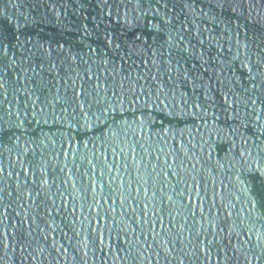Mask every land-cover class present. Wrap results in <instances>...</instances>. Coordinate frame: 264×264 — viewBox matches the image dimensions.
Masks as SVG:
<instances>
[{
	"label": "water",
	"instance_id": "95a60500",
	"mask_svg": "<svg viewBox=\"0 0 264 264\" xmlns=\"http://www.w3.org/2000/svg\"><path fill=\"white\" fill-rule=\"evenodd\" d=\"M0 35V264H246L264 0H0Z\"/></svg>",
	"mask_w": 264,
	"mask_h": 264
},
{
	"label": "snow or ice",
	"instance_id": "6c2138e0",
	"mask_svg": "<svg viewBox=\"0 0 264 264\" xmlns=\"http://www.w3.org/2000/svg\"><path fill=\"white\" fill-rule=\"evenodd\" d=\"M171 21H161V24L167 25L170 24ZM163 31V29H160ZM181 40L184 38L181 37ZM0 40H2V35H0ZM169 40L171 41V37H169ZM109 42H111L109 38ZM117 48L120 47L119 44L115 45ZM261 64H264V61L260 62ZM249 77H250V83L252 85L251 89L245 88L244 91L248 93L251 92V97H249V103L255 105L257 102L260 104H264V72L260 71L259 66H257L256 73L253 74L252 69H249ZM255 97V98H252ZM3 170L0 169V172ZM244 194L247 200V203L249 204L248 209V218L252 220L253 223L260 222L264 223V183H262L260 186H258L255 190L249 189L247 185L244 186ZM4 189L0 188V201L4 198ZM11 195V193H9ZM17 195H20V193H17ZM31 196V193L28 194ZM39 195V193H37ZM191 200V197L189 198ZM223 230V229H222ZM249 233L252 232V229L248 230ZM232 233L229 234L228 239V245L231 247L232 245ZM237 236L239 234H236ZM256 243L253 245L252 248L247 249L246 251H243L242 254L244 256V260L246 264H251V261L248 259L249 253H251L252 260H255L257 264H264V234H256L255 236ZM252 242V235L249 234L248 240L244 241L245 244H250ZM171 243L170 240H165L161 247H163L164 244ZM211 243V241H209ZM243 245H241V248ZM259 249V251H257ZM174 249H165V251L171 252ZM240 249H236V251H239ZM210 251V249H209ZM156 255L159 256L160 252H156ZM225 257H227V253H225ZM234 258V257H233ZM165 259H167V256H165Z\"/></svg>",
	"mask_w": 264,
	"mask_h": 264
}]
</instances>
